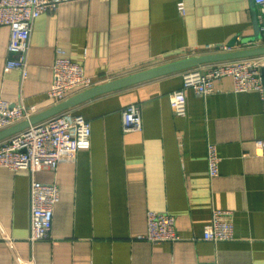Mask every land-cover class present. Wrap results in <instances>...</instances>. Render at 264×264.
<instances>
[{
  "label": "crops",
  "instance_id": "0c3cea01",
  "mask_svg": "<svg viewBox=\"0 0 264 264\" xmlns=\"http://www.w3.org/2000/svg\"><path fill=\"white\" fill-rule=\"evenodd\" d=\"M252 3L63 0L33 24L24 80L5 68L10 32L0 26V100L23 98L34 114L51 107L45 93L57 48L98 85L252 37ZM261 30L249 47L264 45ZM181 87L176 72L66 110L89 121L91 146L33 176L60 188L49 240L28 241L31 174L1 167L0 264H264V155L255 145L264 140V99L234 92L224 77L207 98L186 90V115L176 116L169 95ZM130 104L140 106L143 128L124 133L121 112ZM208 143L221 159L213 179ZM214 209L233 213V240H202ZM148 211L172 214L180 240H141Z\"/></svg>",
  "mask_w": 264,
  "mask_h": 264
},
{
  "label": "built area",
  "instance_id": "2783aa9c",
  "mask_svg": "<svg viewBox=\"0 0 264 264\" xmlns=\"http://www.w3.org/2000/svg\"><path fill=\"white\" fill-rule=\"evenodd\" d=\"M63 0H0V26L9 28L6 70L20 72L26 79L30 36L35 20L43 13H55ZM258 8V20L264 30V0H254ZM178 9L183 12L182 3ZM237 40L236 48L243 46ZM249 46V45H248ZM214 52L231 51L228 45L214 46ZM206 68L195 67L181 72L182 87L169 95V104L176 116L186 115L185 91L207 98L215 92V84L224 77L233 81V90L259 92L264 99L261 68L264 55L207 64ZM52 82L45 93L46 102L56 105L71 95L95 86L98 80L87 76L83 65L66 58L60 48L51 67ZM109 81V80H108ZM51 105V106H52ZM37 114V113H36ZM32 109L21 98L16 103L0 100V131L34 116ZM124 133L141 131V109L137 104L126 106L121 112ZM257 155H264V140L255 141ZM91 146V127L81 114L64 111L0 141V168L11 171L27 170L30 183V234L33 244L51 239L54 208L60 200V188L56 181L39 182L33 178L41 170H55L62 156L74 155ZM207 170L211 179L219 175L220 157L214 143L207 144ZM233 213L229 210H212L211 220L203 227L202 240L219 243L234 239ZM147 230L141 240L158 244L176 242L180 236L175 229V217L168 212L148 211ZM8 241V239H6ZM26 264H32L27 262Z\"/></svg>",
  "mask_w": 264,
  "mask_h": 264
},
{
  "label": "water",
  "instance_id": "95a60500",
  "mask_svg": "<svg viewBox=\"0 0 264 264\" xmlns=\"http://www.w3.org/2000/svg\"><path fill=\"white\" fill-rule=\"evenodd\" d=\"M253 8V25H254V35L249 38L241 39L240 44L243 46L237 49L235 46L237 44V38H233L228 46L232 49L231 51L222 52L217 49L213 53L201 54V55H189L183 58L172 60L166 63L156 65L154 67L138 71L127 76L117 78L114 80H109L102 84L95 85L91 88L83 90L77 94H74L60 102L56 105L49 107L48 109L39 112L32 116L29 120L18 123L14 126L8 127L0 131V141L6 139L7 137L18 133L30 125L37 124L47 118L57 115L66 110L72 109L92 98L97 96L120 90L132 85H136L145 81H149L158 77H162L168 74L182 72L186 69L195 68L205 64H211L216 62L230 61L242 58L256 57L264 55V45L257 47H249L251 43L262 39L261 24L259 23L256 7L254 1L252 0ZM261 76L264 87V67L261 68Z\"/></svg>",
  "mask_w": 264,
  "mask_h": 264
},
{
  "label": "rangeland",
  "instance_id": "374dc122",
  "mask_svg": "<svg viewBox=\"0 0 264 264\" xmlns=\"http://www.w3.org/2000/svg\"><path fill=\"white\" fill-rule=\"evenodd\" d=\"M205 49L193 51L194 53H191L190 55H192V54L193 55H201V54H208V53L214 52L212 49H207V48H205Z\"/></svg>",
  "mask_w": 264,
  "mask_h": 264
}]
</instances>
